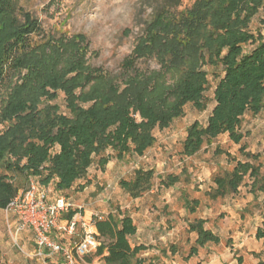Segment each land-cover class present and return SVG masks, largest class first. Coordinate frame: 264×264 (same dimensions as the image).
<instances>
[{"label":"trees","instance_id":"obj_1","mask_svg":"<svg viewBox=\"0 0 264 264\" xmlns=\"http://www.w3.org/2000/svg\"><path fill=\"white\" fill-rule=\"evenodd\" d=\"M19 1L0 0L2 211L30 179L49 190L51 198H59L83 180L93 164L104 171L112 160L142 156L156 142L154 130L169 128L187 105L206 110L207 68L217 80L213 107L205 126L194 122L187 128L184 156H193L224 134L240 144L244 115L256 116L264 109V36L250 28L264 0H194L182 10L180 0H162L144 36L121 64L122 74L130 75L123 83L85 64L87 48L80 36L55 41ZM153 56L162 70L149 76L138 72L137 62ZM166 74L171 84L165 85ZM59 93L65 112L53 104ZM240 153L246 161H236L231 171L214 177L209 199L236 193L245 178L253 192H264L261 165L255 164L260 156L245 153L243 147ZM153 177V170L138 168L120 186L135 199L150 189ZM176 181L161 183L169 187ZM69 204L72 209L63 219L77 211ZM197 205L186 202L191 211ZM88 221L100 240L94 251L98 261L144 264L139 254L146 248L129 243L137 232L130 216L117 211ZM189 231L196 234L193 255L198 248L219 243L203 220L190 224ZM256 238L264 239V221Z\"/></svg>","mask_w":264,"mask_h":264},{"label":"rangeland","instance_id":"obj_2","mask_svg":"<svg viewBox=\"0 0 264 264\" xmlns=\"http://www.w3.org/2000/svg\"><path fill=\"white\" fill-rule=\"evenodd\" d=\"M194 0H180L179 10L190 7ZM162 0H20L19 5L39 20L44 31L55 41L82 38L87 48L85 64L99 69L102 76L123 83L130 75H123L121 64L129 57L136 42L144 36L145 26L152 19ZM253 32L264 36V7L260 8L250 24ZM78 42V41H77ZM138 72L149 76L161 71L153 57L140 59ZM208 72L207 108L203 112L191 105L184 115L173 121L169 128L155 129L156 142L142 156L131 154L123 161H110L101 171L93 164L86 177L69 191L58 194L75 207L82 217L105 218L117 211L131 217L137 232L130 237L131 246L146 249L139 257L144 264H257L264 262V239L256 238L257 229L264 221V192H253L251 181L245 178L236 193L211 200L207 193L215 187L213 179L231 171L236 161H246L240 153L259 155L264 175V109L256 116L243 117L240 144L232 143L226 134L220 135L193 156L182 154V143L187 128L194 122L205 126L213 107V90L217 80L214 70ZM218 73L219 70H217ZM25 74V72L23 73ZM165 85L172 78L164 76ZM65 112L64 96L58 94L53 102ZM154 172L150 189L138 198H131L120 186L129 181L136 169ZM174 185L166 187L161 180ZM52 190V186L50 187ZM50 194V191L48 190ZM54 197V196H51ZM197 201L194 211L186 202ZM203 220L205 229L219 238L218 244H207L191 253L196 234L189 231L194 221ZM14 218L0 210V264H43L33 256L34 240L30 233L14 235ZM100 242V240H97ZM99 260L92 252L88 262ZM56 262V257L51 260Z\"/></svg>","mask_w":264,"mask_h":264},{"label":"built area","instance_id":"obj_3","mask_svg":"<svg viewBox=\"0 0 264 264\" xmlns=\"http://www.w3.org/2000/svg\"><path fill=\"white\" fill-rule=\"evenodd\" d=\"M72 209L68 200L51 198L48 190L30 179L25 190L20 192L5 208V213L15 220L14 235L30 232L34 240L33 256L43 264H52L56 257L62 264H105L87 258L98 246L92 221L82 217L81 208L69 219L63 216ZM101 219L93 216V219Z\"/></svg>","mask_w":264,"mask_h":264},{"label":"crops","instance_id":"obj_4","mask_svg":"<svg viewBox=\"0 0 264 264\" xmlns=\"http://www.w3.org/2000/svg\"><path fill=\"white\" fill-rule=\"evenodd\" d=\"M137 246H139V245H137ZM133 247V246H132Z\"/></svg>","mask_w":264,"mask_h":264}]
</instances>
